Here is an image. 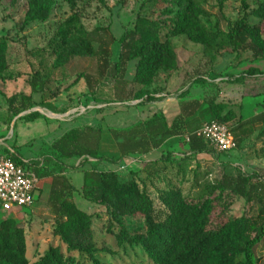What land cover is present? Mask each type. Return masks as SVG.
I'll list each match as a JSON object with an SVG mask.
<instances>
[{"label":"trees","instance_id":"1","mask_svg":"<svg viewBox=\"0 0 264 264\" xmlns=\"http://www.w3.org/2000/svg\"><path fill=\"white\" fill-rule=\"evenodd\" d=\"M63 1L72 15L59 23L54 37L53 70L65 68L76 58L87 59L98 55L96 40L93 39V33L83 25L80 10L81 5L85 6L91 0ZM165 1L171 2L173 6L168 8V13L175 15L169 23L167 34H163L162 22L139 15L133 29L127 30L118 40L121 53L112 66V77L118 81L127 64L135 63L132 78L137 89L135 98L141 104L145 103L144 106L152 103L155 95L166 90L158 85L159 82L163 80L164 84L168 83L180 69L173 39L186 37L188 41L201 46L211 65L219 57L220 51L226 48L232 49L236 59L241 60L242 54L248 51L252 55L251 61H264V0H254V7L249 3L250 0H243V16L227 32L209 31L203 26L201 19L207 16V12L198 0ZM19 2L13 0V4ZM56 3L57 0H29L24 27L49 23ZM174 6L178 9L175 10ZM252 18L258 22H253ZM96 31L106 32V29L98 28ZM112 41L117 40L112 37ZM9 51L8 40L0 38L2 83L12 78ZM224 72L218 76L226 75L229 78ZM260 74L258 68H251L248 72L253 77ZM81 80H85L88 88L93 91L94 84L87 73L77 77L67 90L76 87ZM39 81H43V87H40ZM46 81H49L48 77L34 76L30 82L32 94L22 96V109H15L16 97L10 99L11 112L15 117L36 107L57 112V107L50 101L57 99L58 94L47 97L44 89ZM197 83L208 84V81L198 78L194 81V84ZM35 95L40 96V103L36 102ZM261 95L263 99L260 105L264 110V93ZM203 105L209 106L214 120L232 126L237 149L243 143L240 137L244 135L240 134L245 133V128L251 123L259 125L264 122L263 111V114L249 122L239 118L238 126L234 128L232 123L239 116L233 110L227 111L229 104L217 102V98L213 97L184 103L182 114L174 126L166 131L164 138L191 136V142L188 143V155L191 156L215 153L213 147L194 133L183 132L185 120L201 110ZM30 117V121L44 118L38 112L30 114ZM141 126H136L133 132L140 134ZM114 135L117 141L123 139L118 142L120 157L116 162L113 161L115 164L128 159L132 152L149 146L144 139L137 140L136 136H127L126 132L122 134L123 137L119 136L121 132L115 131ZM104 136L102 128L88 126L74 129L60 138L53 150L61 160L79 159L95 166L102 159L112 161L101 155V140ZM153 141L155 146L158 145ZM175 154L168 152L159 161L145 164L142 170L131 172L129 181H123L114 171L104 172L96 167L88 170L82 168L79 171L84 175V183L80 189L70 183L67 171L61 169L53 179L50 201L57 216L56 235L62 246H51L34 264H115L114 261L119 258L140 264H258L256 249L264 242V184L255 182L257 174H247L239 168L233 170L231 162H220L224 171L221 179L204 184V176L197 166L194 170L190 169V172L192 170L194 173V187L202 191L192 198L183 189L191 160L185 158L175 162ZM258 156L264 158V150L258 152ZM13 159L22 164L18 157ZM42 169L43 166H38L36 171L44 180L49 176ZM74 194L83 195L90 203L105 211L107 223L104 222L103 214L81 209L72 198ZM236 198H242L247 204L257 207L256 214L228 218ZM136 218L142 219L144 232L132 235L125 221ZM97 222H102L100 230L96 227ZM111 238L114 239L112 246L107 241ZM0 264H31L25 223L14 219L0 220Z\"/></svg>","mask_w":264,"mask_h":264},{"label":"rangeland","instance_id":"2","mask_svg":"<svg viewBox=\"0 0 264 264\" xmlns=\"http://www.w3.org/2000/svg\"><path fill=\"white\" fill-rule=\"evenodd\" d=\"M242 1L198 0L207 12V16L201 19L203 26L209 31H229L230 27L243 16ZM28 2L29 0H20L19 3L13 4V0H0V38H6L9 42L12 74L11 80L7 83L0 82V155L9 157L10 151L13 150L23 159L43 164L42 172L49 177L42 180L35 206L22 208L18 211L19 214L0 212V220L14 219L26 224L28 259L34 264L51 246H62L60 238L56 235L57 216L50 201L53 179L61 169L67 171L70 183L80 189L84 183V175L79 171L82 168L88 170L96 167L104 172L114 171L123 181L131 180L130 173L143 168L144 164L138 159L139 156L118 164L113 163L120 157V148L118 143L110 141V137H115V131L121 132L119 136L123 137L125 131L141 126L149 114L157 112V108L144 107L145 103L141 104V101L135 98L137 89L132 83L135 63L127 64L123 76L118 81L112 77V66L121 53L118 40L127 30L133 29L139 15L162 22L164 35L169 31V23L175 15L168 13V8L173 6L171 2L165 0H91L87 5H81L80 10L83 25L93 33V39L96 40L95 48L98 55L87 59L76 58L65 68L53 70L55 62L53 49L56 45L54 37L59 29V23L68 19L72 12L63 0H57L49 23L25 28ZM249 3L252 7L255 6L254 0H250ZM174 8L178 9L177 6ZM252 21L258 22L254 18ZM98 28H105L106 32L97 33ZM112 37L117 41H112ZM172 42L179 55L182 75L176 76V79L169 84L170 89L176 91L183 84L182 80L186 79L188 72H191L194 78L196 75H206L208 72L221 73L229 68L224 73L230 78L226 83L232 91L225 100L231 103L230 107L232 103L238 107V120L232 123L234 128H237L239 118L249 122L253 120V117L251 118L253 114L257 113V116L263 114L264 110L260 104L263 99L261 94L264 93V61H251L252 55L248 51L242 54L241 60L236 59L232 49L226 48L220 51L213 65L209 63L208 58L201 66L200 60L205 56L201 46L188 41L186 37L173 39ZM251 68H258L261 74L255 77L249 76L248 72ZM82 73L91 76L93 91L88 88L85 80H81L76 87L68 91L67 88ZM34 76L49 78L44 89L48 94L47 97L50 94H58V98L53 101L58 110L52 112L36 107L15 117L11 112L10 99L16 97L15 109H22V96L32 94L33 88L30 82ZM39 85L43 87V81H39ZM158 85L165 86L163 80ZM39 97V95L35 96L37 103L41 102ZM36 112L42 114L44 118L30 121L32 117L30 114ZM213 120L214 118L204 116L203 124ZM88 126L103 129L105 136L101 140V155L112 161L102 159L93 166L91 162L84 160L59 159L53 150L54 144L66 133ZM263 130L264 122L259 125L251 123L245 128V133L240 134V136L244 135L242 150L237 149L229 154H221L214 150L216 154H203L196 158L191 154L188 155L189 144L185 143V138H181L176 143L178 152L174 156L175 162L178 159L189 158L193 170L197 166L200 167L204 184L221 179L224 171L220 162H231L234 166L233 170L239 168L247 174L256 173L258 177L255 182L264 184V158L258 156V152L264 150ZM193 175V171L189 170L183 187L186 195L192 198L197 197L202 191L201 188L194 187ZM72 198L84 211L103 214L106 220L103 221L107 223L105 211L100 207L90 203L81 194H74ZM256 208L247 204L244 199L236 198L227 217L253 216L257 212ZM125 223L132 235L144 232V223L140 218L128 219ZM96 227L100 230L102 222H97ZM107 241L111 246L114 244L113 238ZM256 256L259 260L258 264H264V242L256 249ZM114 263L140 264L141 262L119 258Z\"/></svg>","mask_w":264,"mask_h":264},{"label":"crops","instance_id":"3","mask_svg":"<svg viewBox=\"0 0 264 264\" xmlns=\"http://www.w3.org/2000/svg\"><path fill=\"white\" fill-rule=\"evenodd\" d=\"M206 59H208V57L203 56L200 60L199 65L206 62ZM215 73L208 72L206 75L201 73L203 75H196L193 78L191 72H188L186 79L182 80L183 84L178 87L177 89L178 91L176 90L177 91L176 92L175 90L169 88V84L176 79V76L182 75L181 66H180L179 71L173 74L170 81L165 84L164 88L166 90L161 94L155 95V100L152 103L146 105L149 108L153 106L156 107L157 112L154 114L148 113L149 116L141 124L142 125L141 133L135 134L133 132L136 126L132 127L130 131H125L127 133V136H136L137 140L144 139V141H147L149 143V146H146L140 151L132 152L128 159H132L134 156H139L138 159L145 166V164L159 161L168 152H174V153L178 152L177 151L178 146L176 145V143L180 141L182 136L174 135L170 138L165 139L164 134L168 129H171L174 126L176 120L182 114V107L184 103H190L194 100H198V99L200 100L205 97L206 98L213 97V98H217V102L220 103L224 102L230 105L231 103L228 102V100H225V98L228 97V95L232 91L230 87L229 88L227 87L228 83H226L227 81H229V78L218 76L220 72L219 73L217 72L216 74ZM214 77H216L217 79L213 80ZM198 78L207 80L208 84H203V83L194 84V81ZM224 92L226 93L224 94ZM53 101L50 102L54 103ZM232 106L229 107L227 111L233 110L237 115H239L237 112L238 107H235L234 103H232ZM257 115L258 114L255 113L253 114V116H251V118L253 117L252 119H254V117ZM204 116H209L210 118H214L208 105H203L201 110L197 111L193 115H190L185 120L183 132L195 133L197 130L203 127L205 124V123L203 124ZM241 138L242 140L244 139V137H240V139ZM111 140L113 141V143L122 142L120 140L117 141L114 137L113 138L110 137V141ZM153 140H155L158 145L155 146ZM241 148L239 150H242ZM196 157L198 156H195V158ZM126 160L127 159H125L124 161ZM190 169L192 168L189 167V170Z\"/></svg>","mask_w":264,"mask_h":264},{"label":"built area","instance_id":"4","mask_svg":"<svg viewBox=\"0 0 264 264\" xmlns=\"http://www.w3.org/2000/svg\"><path fill=\"white\" fill-rule=\"evenodd\" d=\"M193 135L204 140L221 154H229L238 148L232 126L217 120L211 121ZM191 142V136L185 138ZM18 157L22 164L14 161ZM39 164V165H38ZM43 164L23 159L13 150L10 155H0V211L19 214L22 208L35 206L41 191L42 179L36 168Z\"/></svg>","mask_w":264,"mask_h":264}]
</instances>
